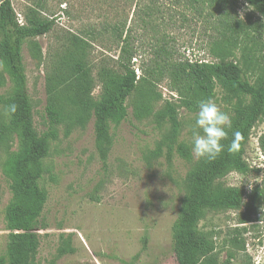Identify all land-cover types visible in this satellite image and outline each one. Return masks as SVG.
<instances>
[{"label":"rangeland","instance_id":"rangeland-1","mask_svg":"<svg viewBox=\"0 0 264 264\" xmlns=\"http://www.w3.org/2000/svg\"><path fill=\"white\" fill-rule=\"evenodd\" d=\"M40 1L48 10L41 13L42 17H53L56 24L49 34L35 40L39 50L24 47L23 59L34 125L42 135L47 130L46 79L69 36L94 40L89 31L104 19L114 20L116 15L102 9V0H13L23 24L28 9ZM237 1L242 20L247 24L264 23L255 8L245 0ZM170 14L148 19L146 26L138 16L131 15L129 19L128 27L131 25L137 41L133 69L138 78L144 80L153 74L158 82L155 92L161 98L153 102L152 113L137 119L133 107L137 96L129 98L127 119L117 128L112 126L113 145L106 159L97 148L94 118L84 128H74L69 135L64 124L56 128L57 137L50 142L43 160L42 186L48 193V201L40 220L43 229L37 230L40 247L36 264H178L173 226L185 195V179L201 159L191 152L198 109L183 107L181 99L169 89L167 74L158 73L157 77L154 72L163 69L164 61L215 64L224 60L244 67L243 55L254 46L246 43L247 52L236 50L224 59L215 45L217 32L209 7L204 6L203 13L181 8ZM162 44L168 54L160 55ZM259 48L257 66L252 67L262 74L264 45ZM88 54L96 98L101 92L97 81L101 67L107 64L120 72L123 69L117 61L119 51L110 37L94 43ZM13 96L10 83L0 89V115L6 113ZM212 99L233 118L238 98L218 86ZM166 102L176 108L181 126L175 143L170 142L172 126L165 118ZM263 135L264 116L253 128L246 147L245 160L251 171L248 174L231 171L217 182L224 188H243V208L208 211L198 224L199 234L209 242L220 264H264V153L260 146ZM180 146L189 149L191 160L180 156ZM6 157V149H0V256L8 242L5 215L12 201L9 182L2 173ZM65 243L73 252L58 257V250Z\"/></svg>","mask_w":264,"mask_h":264},{"label":"trees","instance_id":"trees-1","mask_svg":"<svg viewBox=\"0 0 264 264\" xmlns=\"http://www.w3.org/2000/svg\"><path fill=\"white\" fill-rule=\"evenodd\" d=\"M245 1L264 18V0ZM100 3L102 9H108L116 18L104 19L98 27L92 28L89 33L94 40L74 34L69 36L46 79L47 130L40 135L34 125L23 50L25 46L39 50L35 40L49 34L56 20L42 17L41 13L48 10L40 1L28 9L25 24L21 25L13 0H0V89L10 83L14 90L10 104L17 105L14 114L0 115V149L7 152L2 173L9 182L12 195L5 215L8 242L5 253L0 256V264H36L40 247L37 230L43 229L40 220L48 201V193L42 186L43 160L49 152L50 142L57 137L56 128L64 124L66 135H69L74 128H84L94 118L97 148L101 157L106 159L113 145L112 126L117 128L127 119L129 98L137 96L133 106L137 119L150 115L153 102L161 98L155 92L158 83L155 76L150 74L142 80L133 69L137 41L131 25L128 27L130 16H138L146 26V20L160 19L181 8L203 13L204 6L209 7L214 19L215 45L220 57L225 59L240 49L247 52L246 43L253 44L255 49L250 48L248 54L243 55L246 58L244 67L224 60L215 64L164 61L163 69L154 74L157 77L158 73L167 74L170 91L188 110H197L200 100L212 99L218 86L239 99L231 129L227 130L228 137L222 141L224 151L211 161L201 158L188 173L184 182L185 195L173 226L178 264H220L209 242L199 234L198 224L208 211H240L245 203L243 188H224L217 182L231 171L240 174L251 171L245 160L246 147L253 128L264 116V72L257 74L252 66H257L256 53L264 45V23L247 24L242 20L237 0H102ZM108 37L119 51L117 61L123 70L120 72L103 65L97 76L101 92L95 98V80L88 62V50L94 43ZM159 48L160 55L169 53L165 44ZM165 118L172 126L170 142L175 143L181 126L177 110L170 102H166ZM234 131L241 134L240 146L237 151L229 153L227 146ZM260 146L264 153V135ZM178 152L184 159L191 160L186 146H180ZM72 252L71 246L65 243L58 250V257Z\"/></svg>","mask_w":264,"mask_h":264},{"label":"clouds","instance_id":"clouds-1","mask_svg":"<svg viewBox=\"0 0 264 264\" xmlns=\"http://www.w3.org/2000/svg\"><path fill=\"white\" fill-rule=\"evenodd\" d=\"M197 113L191 138V152L197 158L206 160L216 159L225 149L222 143L228 137V129H231L230 115L222 111L217 103L209 98L197 103ZM17 110L15 103L6 108L8 114H14ZM241 134L238 131L232 133V140L227 146L229 153L235 152L240 146ZM251 187V183L249 184ZM264 211V210H262Z\"/></svg>","mask_w":264,"mask_h":264},{"label":"built area","instance_id":"built-area-1","mask_svg":"<svg viewBox=\"0 0 264 264\" xmlns=\"http://www.w3.org/2000/svg\"><path fill=\"white\" fill-rule=\"evenodd\" d=\"M19 23H20L21 25H23V21H20V20H19Z\"/></svg>","mask_w":264,"mask_h":264}]
</instances>
